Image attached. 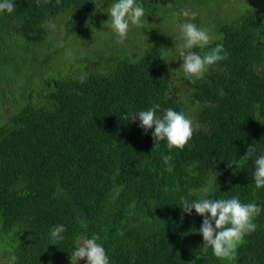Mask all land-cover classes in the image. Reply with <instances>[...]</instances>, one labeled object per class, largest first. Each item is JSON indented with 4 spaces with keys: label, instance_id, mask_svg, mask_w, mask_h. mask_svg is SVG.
<instances>
[{
    "label": "trees",
    "instance_id": "trees-1",
    "mask_svg": "<svg viewBox=\"0 0 264 264\" xmlns=\"http://www.w3.org/2000/svg\"><path fill=\"white\" fill-rule=\"evenodd\" d=\"M255 1L136 0L145 16L128 43L104 26L115 0L103 12L96 0H13L0 13L1 264H71L85 238L109 264H264V188L255 157L241 158L252 144L264 155V0ZM183 9L212 38L203 51L227 53L203 78L179 73L180 41L159 19L180 24ZM154 105L157 116L172 108L193 121L183 149L155 146L154 129L128 121ZM231 197L261 208L256 231L233 260L200 253L203 217L182 200ZM56 225L63 240L50 235Z\"/></svg>",
    "mask_w": 264,
    "mask_h": 264
},
{
    "label": "clouds",
    "instance_id": "clouds-1",
    "mask_svg": "<svg viewBox=\"0 0 264 264\" xmlns=\"http://www.w3.org/2000/svg\"><path fill=\"white\" fill-rule=\"evenodd\" d=\"M96 12H103V0H96ZM15 9L13 0H0V13L7 11L12 13ZM109 19L104 22L115 34L119 42H123L129 32L130 26H139L142 17L145 16L144 8L136 3V0H115L107 8ZM95 14V13H94ZM181 15L186 19L178 25L179 46L175 45L180 61L183 63L181 70L188 79L203 78L208 69L217 62L227 58L222 44H217L210 51H203L211 43V36L205 28L198 27L194 21L196 13L183 9ZM202 50L201 53L194 51L195 48ZM159 105L128 114V121L140 122L139 127L148 132L152 131L155 146L161 141L167 142V147L172 149H183L191 140L194 133L193 121L184 113L177 112L172 108L165 109L161 116H157ZM154 146V147H155ZM256 146L248 145L246 153L242 156L243 161L255 157V170L252 176L256 188H264V155L255 156ZM167 171L173 170L169 163L171 155L162 157ZM239 161L228 163L229 168L235 165L239 168ZM233 174H236L235 171ZM184 213L191 215L193 209L203 217L201 227L197 230L203 237L200 253L207 254L209 248L213 254L220 259L233 260L237 247L244 242V237L255 232L257 225L254 219L260 214L261 208L256 203H242L238 197L227 199H208L189 201L182 200ZM66 231L63 225H56L51 229L50 235L53 240H63L62 233ZM31 239V237H30ZM86 260L87 264H109V257L101 244L95 238H85L78 243L77 248L71 254V264H79Z\"/></svg>",
    "mask_w": 264,
    "mask_h": 264
},
{
    "label": "rangeland",
    "instance_id": "rangeland-1",
    "mask_svg": "<svg viewBox=\"0 0 264 264\" xmlns=\"http://www.w3.org/2000/svg\"><path fill=\"white\" fill-rule=\"evenodd\" d=\"M245 0H232V5H233V7H240V4L242 3V2H244ZM166 2L167 3H163V5L164 6H168L169 4H171V0H166ZM261 2V0H257V1H255L254 3H251L250 4V6L249 7H255L256 5H258L259 3ZM225 4H226V2H224ZM215 8V7H214ZM201 12H202V22L203 21H207L208 20V14H207V10L205 9V8H202L201 10H200ZM159 19L163 22V24H164V26H165V28H166V31H167V33H173V35H172V37L174 38V39H176V40H178V41H180L179 43H174L176 46H179V44L181 43V40L178 38L179 37V35H180V33H179V28H178V25L179 24H177V23H174L173 25H171L170 27L166 24V19H168L167 17H165V16H162V15H160L159 16ZM184 19V18H183ZM185 20V19H184ZM182 22H184V21H182V20H180V23H182ZM201 22V23H202ZM197 26H199V24L198 23H195ZM136 29V26H130V29H129V32H128V34H127V38L125 39V42H134V38H133V32H134V30ZM210 35V34H209ZM176 49V48H175ZM183 63V61H180V65ZM177 69H179V67L177 68ZM57 70H58V68H57V66H54L53 67V72H57ZM179 73H183L181 70H179ZM55 75H57V74H55ZM0 264H1V261H0ZM79 264H87V261L86 260H81V261H79Z\"/></svg>",
    "mask_w": 264,
    "mask_h": 264
}]
</instances>
